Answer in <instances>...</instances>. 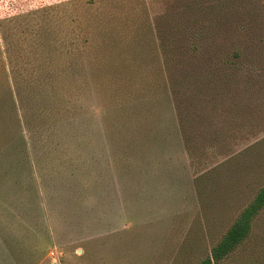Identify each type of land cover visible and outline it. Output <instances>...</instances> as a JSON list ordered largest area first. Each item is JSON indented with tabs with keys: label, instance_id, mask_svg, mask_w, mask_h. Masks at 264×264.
Listing matches in <instances>:
<instances>
[{
	"label": "rangeland",
	"instance_id": "374dc122",
	"mask_svg": "<svg viewBox=\"0 0 264 264\" xmlns=\"http://www.w3.org/2000/svg\"><path fill=\"white\" fill-rule=\"evenodd\" d=\"M263 185L264 0H0V264H200Z\"/></svg>",
	"mask_w": 264,
	"mask_h": 264
},
{
	"label": "trees",
	"instance_id": "16d2710c",
	"mask_svg": "<svg viewBox=\"0 0 264 264\" xmlns=\"http://www.w3.org/2000/svg\"><path fill=\"white\" fill-rule=\"evenodd\" d=\"M241 57L232 52L228 61V69H236ZM222 70H225L222 67ZM264 209V185L258 190L253 200L240 212L237 219L229 227L221 240L211 249L200 264H219L230 255L249 236L252 223Z\"/></svg>",
	"mask_w": 264,
	"mask_h": 264
}]
</instances>
